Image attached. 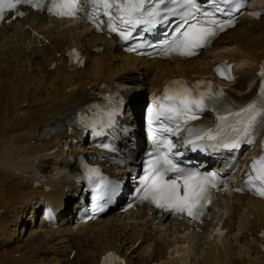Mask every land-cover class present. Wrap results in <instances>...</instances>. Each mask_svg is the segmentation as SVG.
<instances>
[{
  "label": "bare ground",
  "instance_id": "obj_1",
  "mask_svg": "<svg viewBox=\"0 0 264 264\" xmlns=\"http://www.w3.org/2000/svg\"><path fill=\"white\" fill-rule=\"evenodd\" d=\"M71 45L85 54L83 66L66 61ZM96 45L102 48L92 51ZM224 57L234 61L230 91L239 98L251 95L264 58V12L258 18L242 16L211 47L172 63L125 54L114 38L92 32L83 22L72 24L33 9L0 24V264H97L106 249L121 252L127 264H264V199L230 186L209 219L191 229L165 213L155 223L143 208L79 222L75 210L63 207L68 200L77 203L79 188L59 168L70 163L62 142L79 141L70 144L71 154L96 150L79 131L45 135L95 97L100 83L114 84L138 120L147 91L177 75H208L212 63ZM251 150L245 149L242 158ZM46 199L59 207L53 228L36 221Z\"/></svg>",
  "mask_w": 264,
  "mask_h": 264
},
{
  "label": "snow or ice",
  "instance_id": "obj_2",
  "mask_svg": "<svg viewBox=\"0 0 264 264\" xmlns=\"http://www.w3.org/2000/svg\"><path fill=\"white\" fill-rule=\"evenodd\" d=\"M96 0H94V3ZM105 13L108 14V10L113 7L111 0H102ZM223 3H229L230 0H222ZM21 3L32 4V0H0V21L5 17L6 11H13L16 15L22 16L23 13L18 11V5ZM148 0H137L136 3H130L129 6L121 11L126 15L120 17L122 23L131 25L133 23H139V20L133 21L132 13L141 12L144 10ZM190 7L195 8L197 12L200 10L196 8L193 0H187ZM235 10H239L242 6L241 0H231ZM33 7L43 8L42 4H32ZM55 10L54 14L58 17H73L80 10V5L77 0H51V8L49 12ZM217 11L224 12L230 15L231 10H225L217 7ZM172 15H175V9L170 10ZM148 16L152 17L149 23H155V18L159 16L160 10L152 5L148 10ZM167 13L165 14V16ZM205 20H200L193 16L192 12H188L183 17L184 24H187V28L181 31H177L176 36L169 40L164 46L163 51L165 55L175 53L179 56H191L195 54V49L206 46V44L213 38L217 31H223L225 26H231V21L226 24L218 22L214 17V13L211 11H205L203 13ZM192 16L195 19V23H190L188 17ZM164 19V17H161ZM183 25H178L177 28H182ZM112 28V31H115ZM122 38H127L126 32H122ZM130 51L133 49H129ZM219 72V68L217 69ZM261 76L264 77V71L261 72ZM183 83V82H176ZM199 88V85L194 86ZM206 87L211 88V85ZM222 95V92L219 94ZM165 96L172 100L173 103L166 109L160 105L157 110V106H154L153 119L159 120L163 117L166 120L177 121L175 129L165 128L164 131L175 134L183 125L188 123L189 119H195L193 115L194 109L203 111L207 106L205 100L215 101L219 96L212 92H201L198 96L194 97L192 92L188 88H184L183 91H178L174 96H168L166 90ZM227 117H231L230 121L227 117L220 116L219 119L226 121V128H218L216 134H213V130L208 129H189L188 140L186 143L192 144L193 148L199 147V142L202 141H215L212 147H231L238 148L241 142L252 144L254 143L253 136L256 134L260 127H264V97L261 98L259 103H249L244 107L233 111L231 108L226 109ZM230 133L229 134V130ZM153 140L157 144L163 143L162 141ZM168 152H171L174 147L171 143L167 145ZM161 165H163L161 167ZM251 172L248 174V180L246 182V189L252 191L254 194L264 197V155L259 156L255 162L250 166ZM168 172H176L179 175L171 181H165L164 177ZM254 173V174H253ZM215 177H203L201 178L196 172H184L182 169L177 168L167 156H164L156 165H150L149 176L146 177V183L144 187V195L141 199L149 200V202L156 204L157 207L166 208L178 213L187 212L193 219H199L203 215L205 203L210 199V188L214 185L210 183H202L201 181L214 180ZM182 182L183 191H181ZM243 191L245 188L237 189Z\"/></svg>",
  "mask_w": 264,
  "mask_h": 264
},
{
  "label": "rangeland",
  "instance_id": "obj_3",
  "mask_svg": "<svg viewBox=\"0 0 264 264\" xmlns=\"http://www.w3.org/2000/svg\"><path fill=\"white\" fill-rule=\"evenodd\" d=\"M14 245V246H13ZM13 245H11L10 247H11V249H13V248H15V244L13 243ZM71 255V254H70ZM69 255V257H70V260L72 259L71 258V256ZM42 259H45L44 257H42ZM134 260H136L135 258H134Z\"/></svg>",
  "mask_w": 264,
  "mask_h": 264
}]
</instances>
